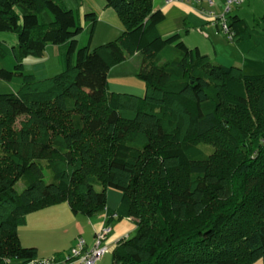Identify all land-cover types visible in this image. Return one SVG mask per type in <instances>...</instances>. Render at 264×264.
I'll list each match as a JSON object with an SVG mask.
<instances>
[{
    "label": "trees",
    "instance_id": "16d2710c",
    "mask_svg": "<svg viewBox=\"0 0 264 264\" xmlns=\"http://www.w3.org/2000/svg\"><path fill=\"white\" fill-rule=\"evenodd\" d=\"M104 5L114 10L122 30L117 40L92 49L94 10L80 18L79 9L56 0H0V32L16 35L12 45L0 40V80L21 77L13 90L0 92V145L9 139L13 149L5 154L13 172L0 169V264L40 259L35 246L20 244L18 227L26 214L62 201L73 213L92 216L106 210L108 224L114 217L133 219L137 233L115 246L113 264H252L264 258V157L259 153L264 149V74L216 63L179 33L164 36L159 26L165 14L153 9L152 0H104ZM227 19L240 52L264 58V27H251L236 13ZM260 22L264 25V15ZM84 29L89 40L78 47ZM49 43L64 47L60 72L45 78L23 73L25 59L41 56ZM131 57L138 67L126 65L122 73L133 71L144 84L143 94L108 92L111 70ZM251 90L259 124L247 130L243 146L255 147V155L242 160V112L249 109ZM83 100L98 112L90 114ZM49 105L63 114L83 111L89 132L102 130L109 141L131 137L95 146L79 128L55 130ZM4 117L21 118L11 136L5 134ZM209 133L229 147L222 160L186 144ZM157 140L165 144L155 151ZM153 155L162 182L183 174L146 198L141 187ZM224 157L234 163L240 158L232 177L215 169ZM108 188L120 192L115 210L107 208ZM193 218L200 221L186 227Z\"/></svg>",
    "mask_w": 264,
    "mask_h": 264
},
{
    "label": "rangeland",
    "instance_id": "374dc122",
    "mask_svg": "<svg viewBox=\"0 0 264 264\" xmlns=\"http://www.w3.org/2000/svg\"><path fill=\"white\" fill-rule=\"evenodd\" d=\"M56 1L58 3L62 2L67 8H73L76 10L77 9L80 10V7L83 6L80 4V0H56ZM234 8H236L237 10L236 13H239L241 19L244 18V20L251 27H255V28L264 27V25H261V22L258 23L259 17L261 15H264V6L258 5V0H250L249 2L246 1ZM232 13H233V9L231 11V14ZM39 14H40L39 19L41 21L43 18H45L47 13L43 11V12H40ZM207 25L208 24H206V26ZM189 32L190 33H187V35L189 36V39H194V40L196 39L197 41H200L203 51H205V49H208L210 53L209 54L210 59L212 61L217 62L219 64H224L226 66L232 65L233 62L238 63L240 67L242 68L243 73L245 74H250V75L264 74V58L257 59V58H253V57H250L249 55L241 53L237 45L232 40H230L227 34L224 33L223 31L218 30V32L221 33L224 39H223V43L222 42L219 43L217 52L213 49L212 44L214 42L212 41L213 39L210 35H208L205 32L204 34L194 33V31H190V30ZM120 33H121V30L119 28L110 25L109 23H107V21L104 18H101L100 20H98L94 34L92 36L91 48L93 49L108 41L117 40ZM198 34H201V37ZM0 40H4L8 45H12L16 43V35L11 32H0ZM88 40H89L88 33L84 29L77 36L78 47H81L87 44ZM193 47H196V45H193ZM63 50H64L63 46L60 47L58 45L49 43L45 47L41 56L38 57L34 55H29L25 59L23 73H32L36 78H45V77L56 75L61 70L59 53L62 52ZM136 67H138V64ZM20 81H21V77L19 76H15L11 83L0 80V92H10L12 88H15V85L17 83H20ZM113 83H114L113 79L110 78L108 89H107L108 92L114 87ZM122 84L127 85L128 83L122 82ZM253 91L251 90V92L248 94V98L246 101V104L249 108L248 111H246V113L242 112V141H241L242 142V147H241L242 160H246L249 156L251 157V155L255 153V147L253 146L243 147L245 146V142H247V141H244L246 135L248 134L247 130L253 129L255 128L254 127L255 125L259 124V120L255 116L254 111H253V99H252L253 97H251L254 94ZM83 105L90 110L89 111L90 114H93V111L95 109H96V112H98L96 107L90 105L84 100H83ZM45 108L47 109L48 114H49V118H50L49 124L55 125L56 127L55 130L61 129L64 131H71V130H77L79 128L80 130L84 132L83 139L92 141L93 145L95 146L108 147L112 140L117 142L118 140L119 141L124 140L127 136L131 137V134L128 133V134H123L122 137H116V138L113 137L112 140L109 141V138H107V135H105V132H103L102 130H100L99 132H95V133L89 132V130L87 129V125H86L88 118L85 116V113H83V111L78 110V111H75L69 114H63V113H59L53 107V105L45 106ZM20 119L21 118L19 117H15V118L14 117H4V122H5V127H6V131H5L6 136H11L12 131L18 127ZM210 138H212V133H209L205 136H198L191 140H187L186 144H195L199 146L211 158V160L214 156L217 159H220L219 156L224 155L225 151L229 147L222 143H219V142L217 143L215 140L210 139ZM164 144H165L164 140H157L155 151L158 150ZM12 150L13 149H12L11 142L9 141V139H5L0 145V151H2V153H0V169H3L5 170V172H8V173H12L13 170H12L10 160H8L5 154H7L8 152H11ZM262 151H264V149H262L261 152L259 153H261V156L264 157V152ZM37 152L38 151H36L35 154H37ZM23 153L25 154L26 150H24ZM38 155L46 156L47 153L39 154L38 152ZM42 159H45L42 161V163L45 164L46 157H43ZM155 160H156V156L153 155L152 161L148 163L146 165L147 167L145 168L144 182L141 188L142 190L146 192L145 194L146 198H150L151 194L158 189V186H161V183L166 185L168 183H173L175 181H178L183 174V171L170 174V176L168 178H165V180H163L162 182V180H159V176L156 172ZM233 160H236V162L234 163L230 159V157L225 158V162H223L224 161L223 160L221 164H217L218 166H216L215 169L219 170V172H222L224 174H229L232 177L237 167H241V165H239L238 163L240 161L239 157H236ZM253 160H255V158H253ZM212 162H217V161H212ZM231 163H232V167H231ZM232 168L234 172L232 171ZM45 175H46V172H45ZM16 188L18 191H21L23 188V184L21 182H18L16 185ZM107 190L108 192H110L108 193L109 195L107 194V198H106L108 203L110 202V200L116 198L115 194H118V195L120 194V192L114 188H108ZM64 204L65 206H69L66 201L50 204L47 206H64ZM47 206H44V207H47ZM214 206H215L214 203H212V205L208 208V211L210 209H214ZM199 221L200 220H198V218H193L187 223L186 227H192L195 224H197V222ZM21 226L18 227V231H20L18 234V237L20 240V244L23 246H27L31 244L32 241H34L38 244L40 243V247H42L40 249L50 250L51 248L50 245H52L50 243H52L56 237H60L59 239H61V241L64 239L63 235H65V233H64L63 225L62 226H60L59 224L50 225L49 227L44 228L39 233V235H35L34 238L33 236H31L30 228L24 229V227H21ZM136 233H137V228L134 229V232L131 235V237H133ZM68 235L69 234H67L66 237ZM47 236H48V239L46 238ZM40 253L42 254V252ZM18 263H19V260L16 258H11L9 261V264H18Z\"/></svg>",
    "mask_w": 264,
    "mask_h": 264
},
{
    "label": "crops",
    "instance_id": "0c3cea01",
    "mask_svg": "<svg viewBox=\"0 0 264 264\" xmlns=\"http://www.w3.org/2000/svg\"><path fill=\"white\" fill-rule=\"evenodd\" d=\"M225 1L226 0H214L213 9L219 11L224 5ZM246 1L249 2L250 0ZM80 4L83 5L79 10L81 15L80 18H82V14L84 12L88 10H94L98 15V20L104 18L107 23L122 30L116 13L111 8L105 7L104 0H84ZM258 5L264 6V0H258ZM152 7L153 9H161L165 14V19L159 26L160 32L164 36L170 35L172 33H179L181 39L189 47L194 48L193 45H196L199 51L208 55L209 58L210 53L208 49L203 51L200 41H197L196 39H189V36L187 35V33H190L189 30L194 31V33L204 34L205 32L210 35L213 39L212 41L214 42L212 44L213 49L216 52L218 51L219 43H223L224 38L221 33L218 32L219 27L210 23L204 14V11L208 9L206 0H152ZM236 12L237 10L234 8L233 13L235 14ZM236 14L240 16L239 13ZM206 24L208 25L206 26ZM198 35L201 37V34ZM133 58L134 57H131L123 61L111 70V75L108 78V84L110 78H112L114 81V87L110 90V92H124L138 96L143 94L144 84L140 79L134 76L133 71H130L131 73L129 74L122 73V69H124L126 65L130 64L132 67L137 66V63ZM232 65L240 66L238 63L234 62ZM122 82H127L128 84L123 85ZM108 193L110 192L107 190L106 195ZM115 195L116 200L112 199L109 203L107 202V208L110 210H115L120 202V194ZM107 217L108 215L106 210L98 212L92 216H88L80 212L73 213L69 206H65L64 204V206L42 207L37 211L34 210L28 213L25 216L24 224L21 227H24V229L30 228L31 236L34 238L35 235H39V233L44 228H47L50 225H63L65 233V235H63L64 239L61 241V239H59L60 237H56L54 241L50 243L52 244L50 245V250L40 249L42 248L40 247V243L38 244L34 241L27 245L36 247L38 257L50 258L56 254L62 256L63 254L67 253L72 247H74L76 240L79 237L85 240L88 247L93 245L95 233L103 226L104 223L107 222ZM109 224L112 227V231L107 238L109 253L107 252L100 260L96 262V264H113L112 252L115 246L119 243V241L127 237H131L134 229L136 228V224L132 218L118 219L114 217L109 221ZM19 232L20 231H18V234ZM67 234L69 235L66 237ZM46 238L48 239V236ZM40 252H42V254ZM252 264H264V258H260Z\"/></svg>",
    "mask_w": 264,
    "mask_h": 264
},
{
    "label": "built area",
    "instance_id": "2783aa9c",
    "mask_svg": "<svg viewBox=\"0 0 264 264\" xmlns=\"http://www.w3.org/2000/svg\"><path fill=\"white\" fill-rule=\"evenodd\" d=\"M245 1L246 0H226L221 9L216 11L213 9L214 0H206L208 9L204 11V14L210 23L218 26L219 30L226 33L228 38L231 40L232 35L229 32L227 25L228 15L234 7L239 6ZM111 231V225L104 223L103 226L95 233L93 245L88 247L85 240L79 237L76 240L74 247L62 256L40 258L26 261L22 264H96V262L108 252L107 238Z\"/></svg>",
    "mask_w": 264,
    "mask_h": 264
}]
</instances>
